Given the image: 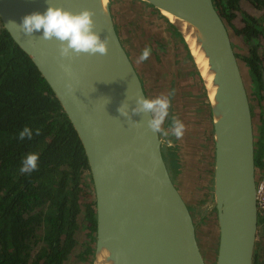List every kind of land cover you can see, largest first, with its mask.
I'll return each instance as SVG.
<instances>
[{
  "label": "water",
  "instance_id": "95a60500",
  "mask_svg": "<svg viewBox=\"0 0 264 264\" xmlns=\"http://www.w3.org/2000/svg\"><path fill=\"white\" fill-rule=\"evenodd\" d=\"M139 1L184 39L175 21L185 23L208 61L215 88L210 102L219 231L214 264H254L259 239L256 183L264 166H257L249 92L228 25L215 0ZM55 2L73 12L90 9L94 30L108 39V52L62 58L58 41L45 40L40 32L26 35L10 23L19 25L25 15L44 11L46 0H0V20L60 102L84 149L95 199L92 264H209L189 205L167 165L160 129L148 126V113L132 111L138 98L148 97L117 29L111 0ZM62 64L70 67V74ZM172 101L173 96L167 122ZM122 104L129 116L119 112Z\"/></svg>",
  "mask_w": 264,
  "mask_h": 264
},
{
  "label": "trees",
  "instance_id": "16d2710c",
  "mask_svg": "<svg viewBox=\"0 0 264 264\" xmlns=\"http://www.w3.org/2000/svg\"><path fill=\"white\" fill-rule=\"evenodd\" d=\"M215 2L226 24L237 17L236 12L241 14L243 26L235 31L248 51L237 57L248 69L257 98L263 99L259 48L264 45V15L258 18L243 10V3L264 13V0ZM174 123L175 119L167 124L172 137ZM25 126L34 134L21 140L18 133ZM35 129H39L38 135ZM209 145L205 143V147ZM257 150V166L262 167V140ZM29 152L39 153L38 167L21 173L22 157ZM163 152L175 177L182 165L177 149L165 145ZM259 227L254 264H264V215ZM81 229L82 243L77 239ZM95 230V199L84 149L60 102L0 20V264H68L80 246L70 264L91 263Z\"/></svg>",
  "mask_w": 264,
  "mask_h": 264
},
{
  "label": "rangeland",
  "instance_id": "374dc122",
  "mask_svg": "<svg viewBox=\"0 0 264 264\" xmlns=\"http://www.w3.org/2000/svg\"><path fill=\"white\" fill-rule=\"evenodd\" d=\"M111 6L116 24L119 25L117 29H120L122 41L143 77L149 98L163 96L169 99L173 89L172 104L175 123L170 128L174 133L175 124L179 121L183 129L179 137L175 135L172 137L169 128L163 125L164 118L160 127L163 146H175L178 151L182 165L174 180L181 188L193 215L202 251L209 264H214L219 231L213 198L212 148L214 144L212 139H209L211 137L209 120H207L209 100L204 80L185 39L178 35L169 25L170 22L154 11L151 6L139 0H111ZM249 11L258 18L264 15L262 12H255L253 8ZM236 14L237 17L227 25L237 54H245L248 47L235 31L243 26L241 14L240 12ZM145 49L149 50V56L141 60V53ZM262 51L260 50L264 71V52ZM241 63L249 92L256 140L261 139L264 142V134H262L264 132V98H257L248 69L242 60ZM262 96L264 97V91ZM207 140L212 145L210 150L204 144ZM78 222L82 224V215L78 217ZM77 237L81 243L85 239L82 229ZM80 248L81 246L76 250V254L71 256L68 264L74 260ZM76 264H92V262Z\"/></svg>",
  "mask_w": 264,
  "mask_h": 264
},
{
  "label": "clouds",
  "instance_id": "9594fccd",
  "mask_svg": "<svg viewBox=\"0 0 264 264\" xmlns=\"http://www.w3.org/2000/svg\"><path fill=\"white\" fill-rule=\"evenodd\" d=\"M47 7L44 11H34L25 15L20 24L14 21L10 22L18 26L26 35H32L34 32H40L41 37L45 40L59 42V55L62 58L71 57L73 54H106L108 52V39L102 38L94 30L95 21L93 12L90 9H83L79 12H73L57 5L55 0H46ZM149 50L145 49L140 56L141 60L147 59ZM66 73L71 72L68 65H61ZM71 87V85H69ZM169 101L166 97H156L149 99L140 97L136 101L133 113H148L150 119L148 126L153 131H158L167 115ZM119 112L124 116H129L128 108L122 104ZM183 125L177 121L174 127V135L179 137L182 134ZM34 130L25 126L18 133V138L31 139ZM35 134H39V129H35ZM39 153L29 152L21 160L19 171L21 173H30L38 167Z\"/></svg>",
  "mask_w": 264,
  "mask_h": 264
},
{
  "label": "bare ground",
  "instance_id": "6f19581e",
  "mask_svg": "<svg viewBox=\"0 0 264 264\" xmlns=\"http://www.w3.org/2000/svg\"><path fill=\"white\" fill-rule=\"evenodd\" d=\"M164 16H166L170 21H175V18L167 13V12H162ZM179 26L181 27L183 33L185 34V39L189 44L190 50L193 54V57L195 58V62L197 64L198 70L200 71L202 75V79H204L205 83L207 84V87L210 91V102L214 101V95H215V88L212 87V80L213 76L208 72V61L205 58V55L203 52L200 50V46L196 44V39L194 38V35L192 33V30L187 28L185 23L177 22Z\"/></svg>",
  "mask_w": 264,
  "mask_h": 264
},
{
  "label": "built area",
  "instance_id": "2783aa9c",
  "mask_svg": "<svg viewBox=\"0 0 264 264\" xmlns=\"http://www.w3.org/2000/svg\"><path fill=\"white\" fill-rule=\"evenodd\" d=\"M256 204L259 213V218L264 215V167L262 172L259 174L256 183ZM260 232V227H259Z\"/></svg>",
  "mask_w": 264,
  "mask_h": 264
},
{
  "label": "flooded vegetation",
  "instance_id": "af4514ba",
  "mask_svg": "<svg viewBox=\"0 0 264 264\" xmlns=\"http://www.w3.org/2000/svg\"><path fill=\"white\" fill-rule=\"evenodd\" d=\"M119 33H120V31H119ZM120 35H121V33H120ZM122 37V36H121ZM123 44H124V42H123ZM126 48V47H125ZM260 50H263V52H264V45H263V47L262 48H259V51ZM128 52V54L130 53L129 51H127ZM130 55V54H129ZM238 55V54H237ZM130 57L132 58V55H130ZM261 60H262V62H261V64L263 63V57L261 56ZM134 61V60H133ZM251 77V76H250ZM142 78V81H143V85H144V87H145V92L147 93V91H146V85L144 84V80H143V77H141ZM147 97L149 98V95H148V93H147ZM150 99V98H149ZM209 114H210V110H208V119L207 120H209L210 118H209ZM174 119V110H172V114H171V118H170V120H173ZM165 121H166V125L164 126V127H166L167 129L169 128L168 127V122L170 121H168L167 122V116L165 117ZM172 127V126H171ZM211 131V130H210ZM207 139H208V137H207ZM209 139H212V142H213V135H212V137H209ZM255 139H256V136H255ZM260 141H261V139H260ZM260 141H255L256 142V150L258 149V146H259V142ZM205 143H208V140H207V142H205ZM204 143V144H205ZM209 144V143H208ZM212 146V145H211ZM210 145L209 146H206V148H209V150H210V147H211ZM172 147V146H171ZM214 151V147L212 148V152ZM258 151V150H257ZM177 155H178V160H179V162L181 163V161H180V156H179V154H178V151H177ZM168 165V164H167ZM181 167V166H180ZM173 176V175H172ZM174 178V177H173Z\"/></svg>",
  "mask_w": 264,
  "mask_h": 264
},
{
  "label": "crops",
  "instance_id": "0c3cea01",
  "mask_svg": "<svg viewBox=\"0 0 264 264\" xmlns=\"http://www.w3.org/2000/svg\"><path fill=\"white\" fill-rule=\"evenodd\" d=\"M244 5L243 6H245L244 7V10H248L249 11V9H252L253 7H251L249 4H247L246 5V2H244L243 3ZM246 6H247V8H246ZM254 9V8H253ZM119 28V27H118ZM118 31H119V29H118ZM121 36V35H120ZM122 39V38H121ZM152 48H153V46H152ZM150 50H151V48H150ZM237 52V51H236ZM135 63V62H134ZM196 66H197V64H196ZM198 68V67H197ZM137 70L139 71V69L137 68ZM200 72V71H199ZM140 73V72H139ZM200 75H201V73H200ZM140 76H141V73H140ZM142 77V76H141ZM201 77H202V75H201ZM157 78H158V75H157ZM203 78V77H202ZM160 80V82H161V78L159 79ZM204 80V79H203ZM159 82V83H160ZM204 83H205V81H204ZM205 87L207 88V96H208V100H209V110H210V114H209V127H210V130H211V137H212V135H213V117H212V114H211V105H210V91H209V89H208V87H207V84L205 83ZM171 92H173V91H171ZM173 96V94H170V97H169V99H168V101H170L171 100V97ZM167 116V115H166ZM166 120V119H165ZM163 125H166V121H164V124ZM213 144V143H212ZM214 154H213V152H212V156H213Z\"/></svg>",
  "mask_w": 264,
  "mask_h": 264
}]
</instances>
